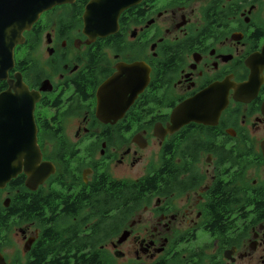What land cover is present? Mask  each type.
Returning a JSON list of instances; mask_svg holds the SVG:
<instances>
[{
	"label": "flooded vegetation",
	"instance_id": "flooded-vegetation-1",
	"mask_svg": "<svg viewBox=\"0 0 264 264\" xmlns=\"http://www.w3.org/2000/svg\"><path fill=\"white\" fill-rule=\"evenodd\" d=\"M91 1L0 80L54 168L0 188V264H264V0H141L105 36Z\"/></svg>",
	"mask_w": 264,
	"mask_h": 264
},
{
	"label": "water",
	"instance_id": "water-1",
	"mask_svg": "<svg viewBox=\"0 0 264 264\" xmlns=\"http://www.w3.org/2000/svg\"><path fill=\"white\" fill-rule=\"evenodd\" d=\"M74 0H0V80L5 78L7 70L12 66L13 51L23 43V33L29 30L40 15L56 5ZM141 0H92L86 7L84 19L85 31L89 34L105 36L118 30V18L122 11ZM116 82L115 78L111 83ZM7 93L0 95V188L22 171L30 181L42 183L53 172L51 163H44L36 168L42 160L41 152L36 144V134L32 115L29 118H9L4 109ZM22 123L14 125V123ZM27 131L25 137L13 136L9 133ZM12 143V144H11ZM15 146L18 148L15 149Z\"/></svg>",
	"mask_w": 264,
	"mask_h": 264
}]
</instances>
